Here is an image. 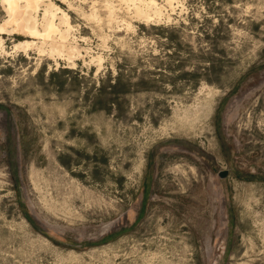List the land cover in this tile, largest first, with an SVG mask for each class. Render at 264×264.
I'll return each mask as SVG.
<instances>
[{
	"label": "rangeland",
	"instance_id": "374dc122",
	"mask_svg": "<svg viewBox=\"0 0 264 264\" xmlns=\"http://www.w3.org/2000/svg\"><path fill=\"white\" fill-rule=\"evenodd\" d=\"M58 3L104 60L0 55V264H264V0Z\"/></svg>",
	"mask_w": 264,
	"mask_h": 264
},
{
	"label": "bare ground",
	"instance_id": "6f19581e",
	"mask_svg": "<svg viewBox=\"0 0 264 264\" xmlns=\"http://www.w3.org/2000/svg\"><path fill=\"white\" fill-rule=\"evenodd\" d=\"M62 1L67 3L70 10L76 9L71 0ZM118 1L123 3L131 18L144 24H152L154 21L160 22L164 19L170 21V14L164 13V9L168 8L172 13L175 10V4L181 5L179 0H162L163 6L165 5L166 8L157 3L156 0ZM0 4L5 14V19L0 23V35H16L23 38L14 41L9 51L5 49L4 40L0 37V55L3 57H9L16 53H23L28 57L30 54L28 52L33 51L39 58L46 57L51 60L56 67L59 66L60 61H63L69 67L74 68L77 60H82L85 66L95 65L97 71L102 67L104 59L99 54L96 56H91V54L89 61H85L83 53L88 56L91 50L81 48L78 42H86L87 40L77 36L78 34L76 35L77 30L72 26L68 13L59 6L58 0H0ZM107 10L106 20L121 22L127 30L132 28L131 23L127 21H117L118 18L115 17L114 10H110V8ZM81 14L86 20L100 21L94 2L91 4L89 14Z\"/></svg>",
	"mask_w": 264,
	"mask_h": 264
},
{
	"label": "water",
	"instance_id": "95a60500",
	"mask_svg": "<svg viewBox=\"0 0 264 264\" xmlns=\"http://www.w3.org/2000/svg\"><path fill=\"white\" fill-rule=\"evenodd\" d=\"M220 178H225L227 176V171H222L218 173Z\"/></svg>",
	"mask_w": 264,
	"mask_h": 264
}]
</instances>
